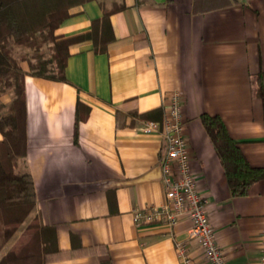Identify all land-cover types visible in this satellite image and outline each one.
<instances>
[{"label":"crops","instance_id":"crops-1","mask_svg":"<svg viewBox=\"0 0 264 264\" xmlns=\"http://www.w3.org/2000/svg\"><path fill=\"white\" fill-rule=\"evenodd\" d=\"M237 1L193 14L192 0H100L60 26L63 36L86 33L100 5H126L110 17L106 54H94L90 41L69 48L68 83L24 79L27 151L19 169L34 183L30 216L55 230L60 254L49 264H180L176 243L187 240L188 219L175 227L132 219L136 209L165 203L164 142L130 115L159 108L162 120L172 93L181 98L190 170L227 264H259L264 180L232 196L200 122L203 114L220 118L248 164L264 169V0ZM77 99L89 111L75 140ZM188 245L195 263L206 264L197 244Z\"/></svg>","mask_w":264,"mask_h":264},{"label":"trees","instance_id":"trees-1","mask_svg":"<svg viewBox=\"0 0 264 264\" xmlns=\"http://www.w3.org/2000/svg\"><path fill=\"white\" fill-rule=\"evenodd\" d=\"M100 0H0V99L10 92L6 105L0 101V248L23 224L36 204L34 183L28 172L19 169L27 151L25 77L68 83L66 61L72 45L90 41L94 54H106L114 42L110 17L126 8L124 2L100 5L101 16L92 20L90 30L73 36L57 34L60 26L80 14L86 3ZM237 0H192V13L205 14L238 4ZM25 52L16 57L15 50ZM25 65V67L23 66ZM263 75L252 79L260 82ZM261 97L262 86L256 89ZM88 107L76 103L74 139L78 124L86 119ZM161 109L131 113L143 123L160 121ZM119 115V114H118ZM200 122L218 156L232 196L247 194L254 183L264 180V169L251 167L218 117L203 114ZM120 126V123H118ZM24 241L10 250L0 264H49L60 252L55 230L34 218L26 227Z\"/></svg>","mask_w":264,"mask_h":264},{"label":"built area","instance_id":"built-area-1","mask_svg":"<svg viewBox=\"0 0 264 264\" xmlns=\"http://www.w3.org/2000/svg\"><path fill=\"white\" fill-rule=\"evenodd\" d=\"M168 101L162 120L148 121L141 129L144 134H159L164 142L160 167L165 203L159 207L134 210L133 222L136 226L164 223L168 227H175L186 218L190 222L187 240L176 243L179 263L196 264L188 245L189 241H194L202 250L206 264H227L208 220V200L200 192L197 179L190 170L180 95L172 93ZM259 264H264V240Z\"/></svg>","mask_w":264,"mask_h":264},{"label":"rangeland","instance_id":"rangeland-1","mask_svg":"<svg viewBox=\"0 0 264 264\" xmlns=\"http://www.w3.org/2000/svg\"><path fill=\"white\" fill-rule=\"evenodd\" d=\"M108 1V0H106ZM25 52L24 49L22 48H18L15 50V55L16 57L21 56L23 53ZM25 67V65H23ZM11 94L10 92H8L7 94H5L4 96L1 97L0 101L1 104L4 106L6 105L9 100H10ZM32 213V212H31ZM30 213V214H31ZM30 214L28 215L26 221L21 224L17 230L15 231V233L13 234V236L7 241L5 242L1 248H0V260L1 258H3L10 250H17L18 248H20V246L22 245V242L24 241V232L25 229L27 227V225L34 219L32 218V216H30Z\"/></svg>","mask_w":264,"mask_h":264}]
</instances>
